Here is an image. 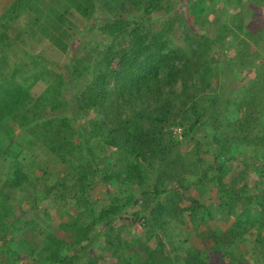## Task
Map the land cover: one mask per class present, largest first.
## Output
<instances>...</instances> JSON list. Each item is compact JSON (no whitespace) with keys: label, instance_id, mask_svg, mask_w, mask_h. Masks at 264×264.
<instances>
[{"label":"trees","instance_id":"trees-1","mask_svg":"<svg viewBox=\"0 0 264 264\" xmlns=\"http://www.w3.org/2000/svg\"><path fill=\"white\" fill-rule=\"evenodd\" d=\"M41 1L11 0L0 15V46L10 36L20 38L22 42V37L25 39L28 35L29 38H35L33 27L44 19V23L51 22L50 29L41 25L44 36L53 39V43L65 51L67 45L64 41L70 37L64 31V24L68 29L78 28L91 15L89 5L92 0H64L62 9L53 7V11L50 9L48 13L40 9L38 4ZM199 1L192 11L194 14L206 11L203 0ZM228 1L235 8L241 2ZM169 2L105 1L104 6L116 18L102 26L101 30L111 36L113 42L98 55L93 64L86 65L82 60L73 58L75 63L72 69L66 70L67 77L75 80L91 76V81L71 101V106L60 99L63 89L69 85V79H65L61 72L53 73V77H45V71L39 69L34 77L22 68L14 69L8 57L0 54V234L4 235V243L11 246L9 251L17 259L31 258L33 263L30 264H78L80 251L101 234L103 241L97 245V250L102 255L88 254L83 264H96L98 260L106 258L109 264H206L201 258V251L191 246L184 248L185 256L179 263L171 257L170 250L166 251V242L161 233L164 236L167 234L166 228L171 221L182 225L185 223L184 215L188 213L191 229L197 230L203 220L213 219L210 207L196 200L180 209L173 199L166 198L167 201L162 202L160 197L164 191L161 190V184L167 181L175 182L179 189L185 191L189 184H214L221 187V201H217L216 205L222 209L221 214L235 216V223L227 233L232 234L233 241L227 242L230 245L225 248L226 243L219 240L215 242L214 248L218 253L226 249L232 256L230 264H251L244 255L235 258L230 248L249 242L246 227L250 223H253L251 228L254 231L264 230V187L256 196L245 194L244 189H226L222 185L226 167L219 164L217 167L212 166L202 158L201 141L192 139V147L185 155L179 153L172 158L169 152L179 141L192 138V133L198 127L211 126L213 129L207 130L211 135V143L219 145L222 151H230L229 143L233 149L244 146L254 151L252 156L258 164L252 171L262 178L264 135L252 134V129L257 125L251 111L231 123L222 122L218 106L209 112L210 106L218 102L217 93L221 88L219 74L223 71L204 58L211 42L209 38H202L199 33L193 35L184 32L187 51L181 47L171 48L162 37L168 36L172 30V18H167L161 28L162 36L152 31L151 27L133 26L131 18L135 13L143 11L151 15L156 11L161 12ZM22 13L29 17L28 29L24 31L17 27ZM233 21L235 24L241 23L238 25L241 27L243 16L236 11ZM219 31L216 41L222 43L228 33L222 29ZM115 61L116 68L113 67ZM262 75L264 81V73ZM178 80L181 88L175 90ZM178 99H181L182 107L178 109L181 118L175 124L170 119L172 110L177 108L175 102ZM82 111H96L101 116L93 121L88 135L85 131L79 134L76 131ZM45 113L61 114L46 118ZM223 124L230 131L228 137L223 136L220 128ZM166 127L170 129L165 131ZM173 129H181V139L173 134ZM17 130L28 134L27 143L30 147L39 145L64 168L62 175L57 173L53 188L47 189L46 186L42 195L53 193L58 203L65 202L63 206L72 201L75 210H88L84 220H74L69 225L61 224L60 229L49 226L50 233L47 229L40 230L34 218L28 215V211L36 207L38 194L33 197L30 209H22L20 214L13 216L12 206L19 204L12 197L14 190L32 178L36 182L40 181L33 175L36 168L40 167L38 158L28 153L24 155L21 150L15 153L12 147L16 143L14 136ZM77 135L81 139L80 144L75 141ZM96 147H115L117 155L111 163L118 167L110 170V161L107 167L99 166L94 159ZM155 165L163 167L158 177L161 181L152 191L143 189L149 185L148 174L155 169ZM212 170H218V173H212ZM98 183L110 188L109 203L104 204L97 214L101 231L95 230L93 216L97 201L91 196ZM130 189L138 191L139 195L152 193L155 196L156 204L147 214L149 222H152V233L159 239L154 250L148 249L139 239L128 241L121 235L122 228L115 226L123 210L131 202L136 203V200L133 201L135 194L133 196ZM224 193L228 194L227 199ZM244 197L246 204L255 206V200L259 198L258 211L253 213L246 206L243 211L236 212L237 204ZM25 198L30 200L29 196ZM138 216L137 213L133 215L135 218ZM178 228L182 231L181 226ZM187 240L185 238L183 243ZM167 241L171 250L177 249L169 237ZM253 242L258 257L252 262L264 264V235L256 236ZM72 249L74 251L69 253Z\"/></svg>","mask_w":264,"mask_h":264},{"label":"rangeland","instance_id":"rangeland-1","mask_svg":"<svg viewBox=\"0 0 264 264\" xmlns=\"http://www.w3.org/2000/svg\"><path fill=\"white\" fill-rule=\"evenodd\" d=\"M105 1L107 0H92L91 5H89L91 15L85 18L83 25H80L78 28L68 29L67 25L64 24V28H66L64 31L70 37L64 41L67 45L65 51H61L60 46L58 47L53 43V39L44 36L41 25L44 28L50 29L51 22L44 23V19H41L40 23L38 25L34 24L35 26L33 27L34 31H36L35 38H33L34 36L29 38L30 35H28L25 39L22 37V42L20 38L10 36L8 41L0 46L1 56L8 57L14 69L22 68L25 73H29L34 77L37 76L39 69H42L45 71V77H53V73L61 72L65 75V79H67L68 75L66 70L72 69L71 67L75 63L74 59L82 60L86 65L93 64L98 55L113 42V38L101 30L102 26L114 21L116 18L104 6ZM169 1L167 7L161 12L156 11L151 13V15H146L143 11L135 13L131 18L132 22H134L133 26L137 24L139 28L151 27L152 31H157L162 36L161 28H163L167 18H172L174 20L172 30L168 36L162 37L168 41L171 48L181 47L187 51L189 49L185 46L184 32L193 35L199 33L202 38H209L211 42L205 52L204 58L209 60L214 66L223 69L219 74L221 81V88L217 93L219 99L216 104L210 106L209 112H212L218 106L219 112L222 114L220 116L222 122L231 123L236 119H242L248 111H251L253 116L256 117L255 124L257 125L252 129V134L264 135V81L262 79V73H264V0H240L241 2L238 8H235L228 0H203V4L206 5V11L202 14L192 13L194 7L200 2L199 0ZM10 2L11 0L0 1V15ZM64 4V0H42L38 5L41 10L48 13L47 11H50V9L53 11V7L58 10L62 9ZM236 11L243 16L241 27L238 26L241 23L235 24V21H233V14ZM22 14L18 19L17 27L24 31L28 29L27 21L29 17H25ZM219 29L225 30L226 34L228 33L222 43L216 41V37H218L220 32ZM113 67H117L116 61L113 63ZM68 79L69 85L63 89L60 99L71 106V101L76 99L80 91L91 81V76H85L84 78L75 80ZM175 85V90L180 89V80ZM180 100L178 99L175 102L177 108L172 110L171 123L176 124L180 122L181 117L178 111L182 107ZM60 114L45 113L44 116L46 118H53ZM100 117V114L96 113V111H82L81 118L77 120L79 123L76 124L77 133L79 134L85 131V134L88 135L91 124ZM220 128L223 130V136L228 137L230 131L226 126L223 124ZM169 129V127H166L165 131ZM211 129H213L211 126H207L206 128L202 126L198 127L192 133V138L190 137V139L179 141L174 148H170V157L173 158L179 153L183 155L187 154L192 147V139L201 141L200 152L202 158L212 166L217 167V164H219L226 167L227 173L222 180V185L226 189H237L240 191L244 189L247 195H258L257 193L264 187V177L259 178L252 171V168L258 164L257 160L252 156L254 151L244 146L239 149H233L230 143L228 145L231 147L230 151H222L219 145L211 143V135L207 131H211ZM172 131L180 139L181 135L178 133V130L173 129ZM176 131L178 134L174 133ZM27 139L28 134L25 131L17 130L14 136L16 143L12 147L16 150L15 153L17 150H21L24 155L28 153L38 158L40 167L36 168L33 175L39 178L40 181L36 182L32 178L30 182L22 184V186H18V189L14 190L15 192L12 197L16 201H19V204L16 203L12 206L13 216L20 214L22 209H30L33 204V197L38 194L39 198L35 201V203L37 202L36 207L33 210H29L28 215L34 218L40 230H48L49 226L54 229H60L61 224L69 225L74 220H84L88 215V210H75L72 201L67 202L68 204L63 206L65 202L61 201L58 203L53 193L42 195L46 190V186L48 187L47 189L53 188V182L55 181L57 173L62 175L64 168L59 162L53 160V157L47 154L48 152L39 145L30 147ZM75 141L76 143H81L78 135L75 137ZM167 143H169V140H167ZM95 151L96 155L94 159L99 166L107 167L110 161V170L118 167V165L111 163L114 160L113 157L117 155V149L115 147H96ZM260 167H262L261 164ZM262 168L264 169V166ZM162 169V165H155V169L149 172L150 175L148 174L150 183L143 189L152 191L160 183L161 180L159 181L158 177ZM212 173L217 174L218 170H212ZM206 185L194 186L189 184L185 191L179 189L175 182L169 183L165 181L161 184V190L164 191L160 197L162 202L167 201L170 197L175 198V204L180 209L187 207L189 202L196 200L199 203L209 206L210 212L213 215V219L203 220V230L201 232H196L191 229V224L187 217L188 213H185V223L181 225L175 220L171 221L168 226L170 229L166 228L167 234L164 236L161 233L162 239L166 242L167 252L170 249L167 241L168 237L177 246L176 250H170L171 257L176 263L182 260V257L185 256L184 248L189 246L202 251L201 257H203L206 264H230L232 260V256H229L226 249V251L223 250L222 253H218L214 245L217 240H220L226 243L225 248L229 247L230 244H227V242L233 241V237L232 234L227 233L235 223V216L225 213L228 215L226 219L223 221L219 220L224 215L220 213L222 209L217 208L216 205L217 201L220 200L219 194L221 187L215 186L214 184ZM36 189H38V193H36ZM109 190L110 188L98 183L91 193L92 198L97 201L93 216L96 222V231L101 229L97 214L104 204L109 203ZM129 192H132L133 196L135 194L133 201L136 200V203L131 202L130 206L126 210H123L115 222V226L122 228L121 235L127 238L128 241H131V239H139L148 248L149 246H157L158 238L152 233V222H149V214L147 215L148 211L152 210L156 204L155 196L152 193L139 195L140 193L138 191L135 192L131 189ZM25 196H29L30 200H27ZM227 197L228 194H225L224 198L227 199ZM255 201L257 206L246 204L247 200L244 197L242 202L237 204L236 212L239 213L244 210V207L248 206L255 213L259 209V198H256ZM135 213L139 215L137 218L133 217ZM252 225L253 223H250L246 227L248 229L246 237L249 242L239 243L236 247L233 246L230 248L235 258L244 255L251 264H253L252 260L258 257L253 240L260 234L264 235V230L254 231L251 228ZM178 226H181L182 231L179 230ZM215 227H218V231L222 230L224 232L223 237H220L219 233L215 234L217 232V230H214ZM48 232L50 233V230ZM158 234L160 235V233ZM185 238L188 240L186 243H183ZM102 241V235L98 234L90 244L85 245V249L80 251L78 264H83L88 254L92 256L102 255L97 250V245L102 243ZM10 247L9 244L4 243V235L0 234V264L33 263L31 258H26L25 260L17 259L9 251ZM73 251L74 249L69 253ZM96 264L109 263L106 258L98 260Z\"/></svg>","mask_w":264,"mask_h":264},{"label":"crops","instance_id":"crops-1","mask_svg":"<svg viewBox=\"0 0 264 264\" xmlns=\"http://www.w3.org/2000/svg\"><path fill=\"white\" fill-rule=\"evenodd\" d=\"M169 199H173V200H176L175 198H172V197H170ZM226 216H228V215H226V214H224L223 216H222V218H220L219 220H221V221H223V220H225L226 219ZM203 222V221H202ZM202 223L200 224V226L197 228V230H194V231H196V232H201L203 229H202ZM193 230V229H192ZM214 230H217V232L215 233V234H217V233H219V235H220V237L222 236H224V232L222 231V230H220V231H222V232H220V231H218V227H215V229ZM225 230H227V229H225ZM227 232V231H226ZM218 241V240H217ZM216 241V242H217ZM143 244H145V243H143ZM158 244H159V242H158V239H157V246H158ZM157 246H154V247H150L149 246V248L148 249H150L151 248V250H154V249H156L157 248ZM170 246V245H169ZM169 250H171V248L169 249ZM173 250V249H172ZM201 251V250H200ZM202 252V251H201ZM202 259H203V257H201ZM204 260V259H203ZM206 263V262H205Z\"/></svg>","mask_w":264,"mask_h":264},{"label":"clouds","instance_id":"clouds-1","mask_svg":"<svg viewBox=\"0 0 264 264\" xmlns=\"http://www.w3.org/2000/svg\"><path fill=\"white\" fill-rule=\"evenodd\" d=\"M175 130H176V129H175ZM177 130H180V133H179V134L181 135V129H177ZM180 139H181V136H180ZM147 214H148V213H147Z\"/></svg>","mask_w":264,"mask_h":264},{"label":"built area","instance_id":"built-area-1","mask_svg":"<svg viewBox=\"0 0 264 264\" xmlns=\"http://www.w3.org/2000/svg\"><path fill=\"white\" fill-rule=\"evenodd\" d=\"M174 133H177V131H176V132H174ZM178 133H180V130H178ZM178 133H177V134H178Z\"/></svg>","mask_w":264,"mask_h":264}]
</instances>
